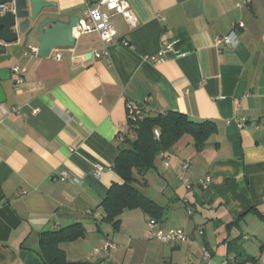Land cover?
I'll return each mask as SVG.
<instances>
[{
	"label": "crops",
	"instance_id": "1",
	"mask_svg": "<svg viewBox=\"0 0 264 264\" xmlns=\"http://www.w3.org/2000/svg\"><path fill=\"white\" fill-rule=\"evenodd\" d=\"M52 1L48 10L66 21L93 0ZM127 1L138 24L114 15L113 42L75 34L57 59L55 49L38 57L36 39L0 41V69H10L1 82L0 264H43L39 233L73 223L86 232L61 244L67 264H204L201 245L217 264H264V0ZM239 22L233 46L212 44ZM165 40L185 54L149 61ZM15 65L25 68L18 89ZM128 100L147 115L179 111L215 125L202 149L183 135L138 183L164 206L157 227L183 228L189 240L151 238L140 209L124 210L116 229L102 220L100 202L120 182L111 166ZM96 162L107 166L99 177Z\"/></svg>",
	"mask_w": 264,
	"mask_h": 264
},
{
	"label": "trees",
	"instance_id": "2",
	"mask_svg": "<svg viewBox=\"0 0 264 264\" xmlns=\"http://www.w3.org/2000/svg\"><path fill=\"white\" fill-rule=\"evenodd\" d=\"M141 115L136 119L129 117L126 130L118 134V153L111 168L119 176L120 182L112 183L100 202L102 220L111 222L115 229L119 225V215L126 209H140L149 218L161 221L164 206L145 195L138 183L145 182L146 171L154 167L156 159L163 152L170 151L183 135H190L195 149L200 150L215 132L213 122H196L179 111L147 115L141 109ZM85 232V227L80 223L58 230L41 231L37 252L43 264H67L61 244L82 237Z\"/></svg>",
	"mask_w": 264,
	"mask_h": 264
},
{
	"label": "built area",
	"instance_id": "3",
	"mask_svg": "<svg viewBox=\"0 0 264 264\" xmlns=\"http://www.w3.org/2000/svg\"><path fill=\"white\" fill-rule=\"evenodd\" d=\"M248 2L249 0H245ZM106 8V9H105ZM9 10L8 4L0 3V13H5ZM114 15H120L130 27H134L138 24V20L134 15L130 4L127 0H93L92 3L87 4L83 12L82 17L78 21L77 27L74 29V34L81 33H91L96 32L100 35L102 40L106 43L113 42L115 39V30L112 24L111 18ZM243 22L233 24L232 30L224 35H216L212 38V44L219 49L224 47L233 46L236 43V28L243 27ZM177 40L163 41L161 47L157 50L156 53L148 56V60L152 62L162 61L166 58L168 54H172L175 57H180L185 54L176 47ZM36 52V50H33ZM56 52L55 58H60L59 49L54 50ZM107 50L103 47L100 51L95 52L96 57L101 55H106ZM52 55V54H51ZM11 71L14 75L13 85L15 89H18V86L24 81L25 68L19 65L11 67ZM127 108V119L130 117L132 119L141 118V106L130 100L126 103ZM2 112L6 113L7 111L1 108ZM15 112V110H13ZM165 165H168V162L165 161ZM187 165L184 164L185 168ZM107 166L101 163H95L93 166V176L99 177L100 174L105 170ZM62 176H65V172L61 173ZM210 179L207 177L204 180H201L200 183L203 186H206L209 183ZM190 187L189 184L186 185ZM189 214L191 211L186 210ZM148 225V234L151 238H154L162 243H174V242H183L190 239V234L187 230L183 228H169L163 229L157 227V222L150 218L147 222ZM200 232L202 231L199 228ZM113 243L106 242L104 247H113ZM201 257L204 264H217L213 258V250L205 245H201Z\"/></svg>",
	"mask_w": 264,
	"mask_h": 264
},
{
	"label": "water",
	"instance_id": "4",
	"mask_svg": "<svg viewBox=\"0 0 264 264\" xmlns=\"http://www.w3.org/2000/svg\"><path fill=\"white\" fill-rule=\"evenodd\" d=\"M0 3L9 5L7 12L0 13V41L3 43L36 39L39 42L36 55L41 58H49L57 47L70 48L75 45L74 29L79 17L71 14L66 21L62 20L61 12L48 10L56 6L54 1L0 0ZM0 51L5 52V46L0 45ZM9 76L10 69H0V104L5 101L1 82Z\"/></svg>",
	"mask_w": 264,
	"mask_h": 264
}]
</instances>
